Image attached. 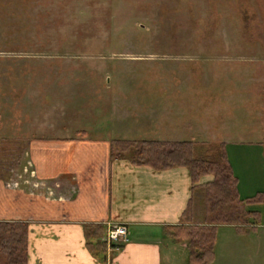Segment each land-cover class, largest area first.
Instances as JSON below:
<instances>
[{
	"label": "rangeland",
	"instance_id": "374dc122",
	"mask_svg": "<svg viewBox=\"0 0 264 264\" xmlns=\"http://www.w3.org/2000/svg\"><path fill=\"white\" fill-rule=\"evenodd\" d=\"M158 103L167 111L159 127L145 120ZM194 112L211 118L209 131L176 126ZM9 124L57 141L104 138L111 156L118 139L208 135L213 141L198 143L197 155H212L224 141L237 180L248 182L244 154L264 170V0H0V126ZM25 150L0 140L7 193L57 201L68 180L44 178L41 168L35 176L26 163L17 170ZM258 185L264 191V179ZM219 214L203 212L201 223ZM169 227L164 240L175 244Z\"/></svg>",
	"mask_w": 264,
	"mask_h": 264
},
{
	"label": "crops",
	"instance_id": "0c3cea01",
	"mask_svg": "<svg viewBox=\"0 0 264 264\" xmlns=\"http://www.w3.org/2000/svg\"><path fill=\"white\" fill-rule=\"evenodd\" d=\"M157 105L158 111L151 108L145 120L149 125L154 122V126L159 127L167 118V111L161 109V104ZM181 116H185L183 110L177 118ZM209 120L211 118H200L194 112V120L186 124L183 121L188 120L184 119L178 121L176 126L193 130L197 125V129L207 132L210 130ZM201 123L203 126H200ZM0 127L1 141H14L26 148L25 153L15 159L18 161L17 170H22L26 163L33 167L31 171L35 176L41 168L44 178L68 180L59 199L45 201L43 205L37 203L38 197L33 199L26 194L14 201L3 186L5 178L0 176V188L3 186V192L0 189V221L28 224L27 264H187L186 243L170 244L163 236L165 227L182 224L184 211L192 197V180L186 167L157 171L150 166L135 165L125 158L112 157L109 146L102 140L104 138L94 142L70 136L60 137L64 141H57L59 137L56 136L39 137L23 133V128L17 125ZM101 130L107 129L100 127ZM82 131L80 134L87 132ZM202 136V139L193 136L185 140L194 141L197 145L213 141L208 139V135ZM222 143L226 148L229 145L224 141ZM37 147H44L45 151H48L46 148L60 147L56 150L60 153L38 152L34 150ZM82 148L86 149L85 153L79 154L78 149ZM248 159L244 154L249 181L243 184L239 179L237 181L242 200L264 192L258 185L259 179H264L263 167L258 165L257 171L255 163L251 164ZM8 162L2 158L5 171L9 170ZM75 175L79 179L77 184L69 181L74 180ZM213 179L214 176L208 180L204 178L200 184ZM198 190V195L203 193L204 199V191L197 188L193 196L192 219L197 224L203 221L205 212L204 206L201 211L195 208ZM241 205L244 210L256 213L245 223L218 225L215 258L209 264H264V208L260 207L264 206V202H244ZM99 225L105 228L103 236L92 233ZM110 225L126 226L128 241L118 250L107 249V255L97 256L90 250L88 242L90 239L93 242L105 240ZM88 232L92 233L89 239ZM181 258L183 261H180Z\"/></svg>",
	"mask_w": 264,
	"mask_h": 264
},
{
	"label": "trees",
	"instance_id": "16d2710c",
	"mask_svg": "<svg viewBox=\"0 0 264 264\" xmlns=\"http://www.w3.org/2000/svg\"><path fill=\"white\" fill-rule=\"evenodd\" d=\"M112 157L128 159L135 165L150 166L157 171L175 167H186L192 180V197L184 211L182 224L173 226L172 235L175 244L186 243L188 250L187 264H209L215 258L217 228L224 223H245L252 218L254 211L242 208L245 203L264 202V192L240 199L237 177L228 159L226 146L221 143L210 156L197 155L196 142L191 140H114L111 143ZM117 153V156H115ZM213 175L210 182L200 184L202 177ZM197 188H204L205 218L213 212L224 213L201 224L194 223L193 196ZM229 202V204H228ZM232 204L240 206H232ZM170 229L169 226L165 227ZM28 224L25 222L0 221V255L5 256L7 264H27L28 261ZM105 228L96 226L93 234L103 236ZM92 233L88 232L89 235ZM171 235V236H170ZM91 240V239H90ZM88 242L90 250L97 256L107 255L106 240ZM118 245V246H117ZM113 250L122 244H112Z\"/></svg>",
	"mask_w": 264,
	"mask_h": 264
},
{
	"label": "built area",
	"instance_id": "2783aa9c",
	"mask_svg": "<svg viewBox=\"0 0 264 264\" xmlns=\"http://www.w3.org/2000/svg\"><path fill=\"white\" fill-rule=\"evenodd\" d=\"M108 243V250L112 251V244H123L128 241V230L124 225L114 226L113 229L109 228L108 234L105 238ZM118 246V245H117ZM118 250V248H115Z\"/></svg>",
	"mask_w": 264,
	"mask_h": 264
}]
</instances>
